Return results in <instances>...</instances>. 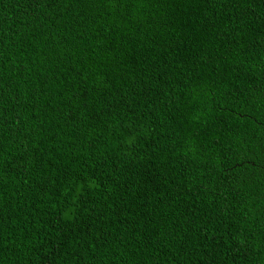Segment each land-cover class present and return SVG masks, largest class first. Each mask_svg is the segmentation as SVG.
<instances>
[{"label":"trees","instance_id":"trees-1","mask_svg":"<svg viewBox=\"0 0 264 264\" xmlns=\"http://www.w3.org/2000/svg\"><path fill=\"white\" fill-rule=\"evenodd\" d=\"M0 264H264V0H0Z\"/></svg>","mask_w":264,"mask_h":264}]
</instances>
